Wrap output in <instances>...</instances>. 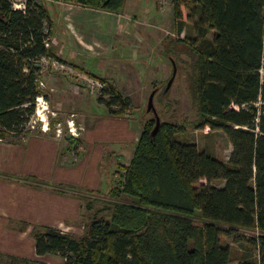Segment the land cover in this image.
<instances>
[{"label": "trees", "instance_id": "16d2710c", "mask_svg": "<svg viewBox=\"0 0 264 264\" xmlns=\"http://www.w3.org/2000/svg\"><path fill=\"white\" fill-rule=\"evenodd\" d=\"M64 1L109 12L120 11L125 2ZM171 1L176 20L184 2L193 13L199 12L202 37L208 28L214 30L210 47L197 57L196 81L193 66L192 91L199 107L194 127L223 131L232 145L230 157L224 161L195 142L180 139L187 130L180 126L160 121L153 134L156 117L146 109L153 112L154 124L150 120L142 126L130 160L114 169L110 189L103 193L89 189L95 194L82 195H92L85 206L94 209L93 199L107 194L109 207L96 212L110 208L111 216L95 215L83 236L35 225L39 255L59 253L63 264H264V0H190L191 5L187 0ZM19 2L22 5L16 6ZM51 26L42 0H0L2 140L14 142L29 131L37 97L45 95L38 82L42 60L58 57L46 46ZM183 28L181 21L177 30ZM98 78L102 83L98 102L108 115L126 116L123 110L131 97ZM66 140L65 148L78 154L79 139ZM216 179L225 182L218 186L213 184ZM52 187L65 193L63 184ZM239 227L259 233L247 240L253 253H242L235 262L229 243L221 237L242 243Z\"/></svg>", "mask_w": 264, "mask_h": 264}, {"label": "rangeland", "instance_id": "374dc122", "mask_svg": "<svg viewBox=\"0 0 264 264\" xmlns=\"http://www.w3.org/2000/svg\"><path fill=\"white\" fill-rule=\"evenodd\" d=\"M187 1L186 3L191 5L192 2L190 0ZM123 7L120 11L115 12L118 13V16L109 14L107 10H100L101 12L97 14L100 23L94 30L88 26L86 19H83L78 27L88 37L92 36L94 38V41L92 40L93 46L84 42L82 43L87 50L100 53L94 46H100L103 45V42H106L104 44L109 46L112 50L111 53L106 52L110 51L109 48L105 50L100 48L102 51L101 55L105 52L102 56H94L87 51L82 52L74 38L64 47L66 51L75 50L78 52L75 60L80 62L86 70H91L97 76L92 75V77L79 78L77 71H72L65 66L66 64L63 65L62 63L54 62L51 58L42 60L43 69L41 79L43 86L40 89H42V93L45 95L39 97L36 101V111L32 117L35 127L39 129V123L41 122L39 118L45 117L47 119L48 117L53 133H57L59 127L62 129V135L60 136L61 142H64L65 138L69 137V132L67 131L69 128H67L65 119L70 114V111L66 110L65 105L59 101V99H63V96H65L66 90H63L60 97H58V90L51 89L47 85L48 82L53 81L55 74L61 75L54 73V71H66L67 74L65 75L70 81L69 84V81L66 80V86H69L67 88L69 98H74L73 94L77 96L76 100L84 97L86 93L89 95L90 101L88 99L83 107L87 112V116H89L88 119L91 121L100 119L101 116L107 113L106 107L97 100L98 90L102 85L98 76H102L120 89L125 96L128 95L131 97V103L125 111L123 110V113L125 112L126 117L136 120L134 121L136 126L135 141L141 132L142 126L150 120L154 124L153 112H147L146 109L150 93L153 89L157 88L154 103L159 112L161 122L165 125L180 126L184 130L186 128L187 130L181 132L178 136L180 139L193 141L200 149H206L220 159L227 161L232 152V145L224 132L221 130H212L209 127L201 129L194 127V123L199 119V107L196 103L198 98L195 94L194 101L192 91L193 66L195 64L196 81L197 57L201 51L210 47L214 30L208 28L206 36L202 37L199 34L203 27L202 21L199 19V12L193 13L189 6H185L184 2L181 6L182 16L179 21L175 19L174 6L171 0H125ZM70 9L72 10V8ZM85 18L90 19V16L87 15ZM108 19H118L120 21L118 34L114 28L115 23L109 28L101 27V25L107 26L101 20L106 21ZM181 21L184 28L182 32H179L177 27L178 25L180 26ZM92 31L93 33L91 34ZM125 34L129 35V43L131 45H129L128 41L123 42ZM57 41L58 38L53 37L50 41V46L53 47ZM60 47L61 44L59 43ZM65 56L70 57L72 54L65 53ZM172 60L177 66V74L169 92L162 94L173 72ZM88 83H91V87L95 91L91 92L88 89L90 86ZM69 102H73V100L69 99ZM70 108L80 111V108L77 106L70 105ZM40 112L42 113L40 114ZM30 122L29 124L31 126ZM71 133H74L73 129H71ZM114 178L118 180L119 176H114ZM224 182L223 179H216L213 181V184L222 186ZM62 184L65 193H72L74 196L80 198L83 204L81 212L84 214L81 215V219L79 218L80 223H78L82 226L83 230L79 231L78 229L76 232L68 233L75 236H83L87 232L90 220L94 219L95 215L104 218L111 216L112 210L110 208L96 212L100 207H109L110 198L107 194L96 197L98 199L94 198L93 203L95 207L94 209H89L85 206V203L90 200L92 195H88L89 198H85L82 195L85 193L95 194L96 192L92 193L89 190H85V188L82 190L76 188L70 190L65 187L66 184ZM199 218L196 216L194 220L200 224L201 220ZM76 229L74 228V230ZM238 231L244 236L242 243H236L232 238L227 236L221 237L223 243H229L231 256L235 262L240 260L243 255L242 253H253V251H249V249L253 248H251L250 242L247 240L251 236H257L259 233L256 228L239 227ZM40 264L47 263L43 262Z\"/></svg>", "mask_w": 264, "mask_h": 264}, {"label": "crops", "instance_id": "0c3cea01", "mask_svg": "<svg viewBox=\"0 0 264 264\" xmlns=\"http://www.w3.org/2000/svg\"><path fill=\"white\" fill-rule=\"evenodd\" d=\"M42 1L49 10L53 33L51 36L58 38L52 49L61 59L52 57L51 60L66 64L65 66L72 71H77L79 78L97 76L75 60L78 52L66 51L64 47L74 38L80 51H87L94 56L104 55L105 52L101 55L100 48L103 50L109 48L105 45L106 42H103V45L94 46L100 53L87 50L82 43L93 46L94 38L88 37L83 30L78 28L80 22L86 19L88 26L93 30L96 29L100 23L97 14L103 9L64 0ZM107 12L118 16V13ZM87 15L90 19L85 18ZM101 21L107 25L100 24L103 28H109L115 23L114 28L117 34L119 33L120 21L118 19ZM127 41L130 42L129 35L125 34L123 42ZM59 43L63 48H59ZM64 52L72 56L67 57ZM106 52L111 53L112 50ZM54 73L61 75L53 74V81L48 82L47 85L51 89L58 90V97L63 90H66L65 96L59 101L65 105L66 110L70 111L65 122L69 128L67 129L69 137L78 138L80 141L76 150L78 154L65 148L69 145L66 138L64 142L60 141L61 128V131L57 133L52 132L48 117L39 119L42 122V125L41 122L39 123V129L29 127V131L14 142L0 139V264H40L43 262L63 264L64 258L59 253L44 255L37 253L33 228L35 225H46L70 233L78 229L81 231L82 226L78 223H80L81 215L84 214L81 212L83 204L81 199L72 193L58 192L52 186H60L64 183L75 186L78 190L85 188V190L90 189L94 192H107L112 185V173L117 164L127 163L133 154L136 142L134 123L136 120L126 116H111L107 113L95 121L89 120L83 107L88 99L90 101L89 95L86 93L84 97L76 100L77 96L73 94L74 98H69L67 90L69 86H66V80H69L65 75L66 71H54ZM96 82L99 83L97 80ZM88 84L90 85L88 89L91 92L95 91L91 83ZM69 99L73 102H69ZM70 105L79 107L80 111L70 108ZM72 112L75 114L72 115ZM71 126L76 128L77 135L70 134ZM30 178L40 181L41 185L34 184L33 180H29ZM74 228L77 229L74 230Z\"/></svg>", "mask_w": 264, "mask_h": 264}, {"label": "water", "instance_id": "95a60500", "mask_svg": "<svg viewBox=\"0 0 264 264\" xmlns=\"http://www.w3.org/2000/svg\"><path fill=\"white\" fill-rule=\"evenodd\" d=\"M172 63H173V72H172L171 77L167 81V84L163 90V93H166L171 89L172 84H173L175 77H176V74H177V66L175 65L173 60H172ZM156 92H157V88L153 89V91L150 93V95L148 97V105H147V110L148 111L152 110L155 114V117H156V124H155L154 130H153V134H155V132L158 130L159 125H160V121H161L159 114L157 112L155 103H154V98H155Z\"/></svg>", "mask_w": 264, "mask_h": 264}, {"label": "built area", "instance_id": "2783aa9c", "mask_svg": "<svg viewBox=\"0 0 264 264\" xmlns=\"http://www.w3.org/2000/svg\"><path fill=\"white\" fill-rule=\"evenodd\" d=\"M22 4L19 2V3H16V6H21ZM52 40V36H50V38H48L47 40H46V46H50V41ZM46 58H43V60H45ZM38 82H39V88H41L42 86H43V82H42V79L40 78L39 80H38ZM39 97L40 96H38L37 97V99H39ZM42 97V96H41ZM30 122V121H29ZM31 126H30V124L28 123V127H30L31 129H34L35 128V124H34V119H32L31 118ZM70 124H71V122H70ZM71 129H73L74 130V134H76L77 135V132H76V128H74L73 126H71ZM58 131H61V129H60V127H59V129H58Z\"/></svg>", "mask_w": 264, "mask_h": 264}, {"label": "bare ground", "instance_id": "6f19581e", "mask_svg": "<svg viewBox=\"0 0 264 264\" xmlns=\"http://www.w3.org/2000/svg\"><path fill=\"white\" fill-rule=\"evenodd\" d=\"M41 97V96H40ZM39 111H41L40 109H39ZM39 111H38V114H39ZM42 112H40V114H41ZM40 119V118H39Z\"/></svg>", "mask_w": 264, "mask_h": 264}]
</instances>
